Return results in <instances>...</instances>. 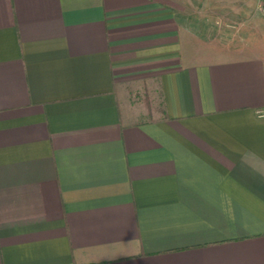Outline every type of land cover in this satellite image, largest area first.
<instances>
[{
	"label": "crops",
	"instance_id": "obj_1",
	"mask_svg": "<svg viewBox=\"0 0 264 264\" xmlns=\"http://www.w3.org/2000/svg\"><path fill=\"white\" fill-rule=\"evenodd\" d=\"M0 264H264V0H0Z\"/></svg>",
	"mask_w": 264,
	"mask_h": 264
}]
</instances>
